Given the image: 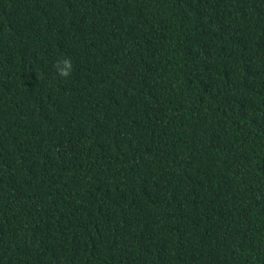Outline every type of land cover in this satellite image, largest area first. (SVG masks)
<instances>
[{
    "label": "trees",
    "instance_id": "1",
    "mask_svg": "<svg viewBox=\"0 0 264 264\" xmlns=\"http://www.w3.org/2000/svg\"><path fill=\"white\" fill-rule=\"evenodd\" d=\"M0 264H264V0H0Z\"/></svg>",
    "mask_w": 264,
    "mask_h": 264
},
{
    "label": "clouds",
    "instance_id": "2",
    "mask_svg": "<svg viewBox=\"0 0 264 264\" xmlns=\"http://www.w3.org/2000/svg\"><path fill=\"white\" fill-rule=\"evenodd\" d=\"M53 67L58 76L64 79L69 78L73 71V63L70 57L58 59Z\"/></svg>",
    "mask_w": 264,
    "mask_h": 264
}]
</instances>
